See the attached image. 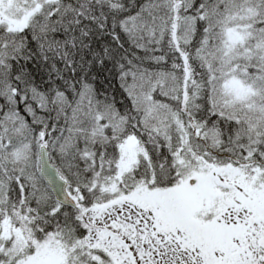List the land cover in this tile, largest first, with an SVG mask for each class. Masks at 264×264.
I'll use <instances>...</instances> for the list:
<instances>
[{"label":"snow or ice","instance_id":"snow-or-ice-1","mask_svg":"<svg viewBox=\"0 0 264 264\" xmlns=\"http://www.w3.org/2000/svg\"><path fill=\"white\" fill-rule=\"evenodd\" d=\"M0 264H264V0H0Z\"/></svg>","mask_w":264,"mask_h":264}]
</instances>
